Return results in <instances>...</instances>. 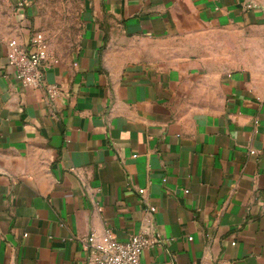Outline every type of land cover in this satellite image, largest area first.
<instances>
[{
	"label": "crops",
	"instance_id": "1",
	"mask_svg": "<svg viewBox=\"0 0 264 264\" xmlns=\"http://www.w3.org/2000/svg\"><path fill=\"white\" fill-rule=\"evenodd\" d=\"M59 13L0 0V264H85L83 240L143 229L160 244L141 264H264V76L240 56L264 0H68ZM71 13L76 49L50 55L41 88L21 86L8 42ZM44 84L63 95L48 101Z\"/></svg>",
	"mask_w": 264,
	"mask_h": 264
},
{
	"label": "built area",
	"instance_id": "2",
	"mask_svg": "<svg viewBox=\"0 0 264 264\" xmlns=\"http://www.w3.org/2000/svg\"><path fill=\"white\" fill-rule=\"evenodd\" d=\"M50 53L48 41L43 33L34 32L27 46H22L15 40L8 42L7 63L13 69L15 79L23 87L39 89L43 85V69L49 64ZM48 101L63 95L62 88L56 84L45 85ZM250 154H254L250 151ZM145 190H138L142 200ZM156 208L146 206L149 217H153ZM85 264H141L142 253L156 244H160L157 236L149 237L145 229L130 236L126 242H121L115 235L106 231L98 239L83 240Z\"/></svg>",
	"mask_w": 264,
	"mask_h": 264
},
{
	"label": "rangeland",
	"instance_id": "3",
	"mask_svg": "<svg viewBox=\"0 0 264 264\" xmlns=\"http://www.w3.org/2000/svg\"><path fill=\"white\" fill-rule=\"evenodd\" d=\"M68 0H44V4L50 7V10L55 16H60L59 12ZM58 7L60 9H58ZM50 29L51 26H49ZM54 29L45 32L44 35L48 41L50 55L64 57L68 56L77 47L78 26L71 13L68 16L66 23L60 22ZM240 41V56L243 61L249 64L257 76H264V29H256L254 31L242 32ZM228 43V50L233 51L236 48V43L232 45L231 40H225ZM253 53V55H249Z\"/></svg>",
	"mask_w": 264,
	"mask_h": 264
}]
</instances>
